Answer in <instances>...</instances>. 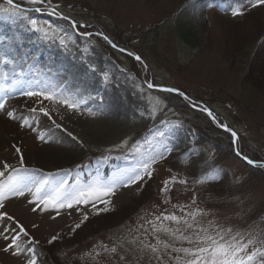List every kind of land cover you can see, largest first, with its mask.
<instances>
[{
    "label": "rangeland",
    "instance_id": "374dc122",
    "mask_svg": "<svg viewBox=\"0 0 264 264\" xmlns=\"http://www.w3.org/2000/svg\"><path fill=\"white\" fill-rule=\"evenodd\" d=\"M17 1L16 4L25 10L32 7L28 0ZM208 3L213 6L207 7ZM52 4L60 5L58 10L64 15L87 25L83 30L93 34L102 32L114 43L115 40L125 43L128 51L142 58V63L136 60L142 70L141 77H136L135 60L126 54L128 51L120 52L92 43L93 37L103 39L100 36L84 38L78 35V30L69 29L76 45L69 43L70 51L66 52L55 44L49 46L37 40L36 34L25 31L26 20L0 14V36L9 38L16 51L24 50L28 59L36 58L39 64L57 67L60 73L70 75L76 83L85 86L88 98L100 100L102 97L101 100L109 101L113 106L115 97L120 95L127 107L115 115L91 109L97 112L92 116L88 114L89 108L83 106L79 111H73L52 101L38 103L35 99L29 101L18 95L19 102L8 107L10 111L16 110L17 119L0 114V171L5 172V177L0 179H5L11 172V168L4 169V163L12 168L21 167L20 154L16 153L13 145L20 147L24 156L23 168L28 171L22 169L21 175L25 179L34 182L47 179L50 185L67 180L70 186L77 182L87 183L95 176L93 173L85 180L79 177L70 181L72 175L68 167L89 158L91 152L111 158L117 156L114 153H122L117 156L119 158L129 157L121 161L125 166L111 171L109 177H112L137 165L140 158L129 149L136 143L143 145L145 139L161 127L160 121H179L183 127L169 135L167 142L173 150L164 160L153 165V176L129 187H118L110 197L111 210L100 212L96 221H92L93 216L98 215L93 213L91 203L59 209V215L55 209L34 212L35 204H29L32 196L26 192L23 197H10L5 201V208L0 211H6L13 219L0 221V233L12 236L19 231V226H23L28 235L21 233V243L25 247H33L32 241H38L47 254L53 251L56 264L57 261L59 264H136L139 253L126 252L118 247L116 254H108L98 246L112 247L119 241L123 249H129V242L134 238L154 243L150 235L151 225L147 222L162 212L186 216L189 211L199 208L208 213L198 217L199 226H207L209 221H213L225 228L251 232L252 235H256L252 229L257 232L264 230V176L239 160L234 154V145L222 136L216 139L206 136L216 146L195 136L192 129L198 123L205 125L204 117L208 118L199 107L175 108L156 92L159 89H149L146 83L151 81L160 88H179L193 96L200 106H207L237 132L249 148L264 156V63L250 68L251 75L258 77L251 79L249 75V82L243 81L257 40L264 34V4H255V0H52ZM0 6H7L6 0H0ZM233 8H239L241 14L233 16ZM28 15L48 21L53 26L68 25V22L47 12H30ZM255 31L259 34L254 39ZM17 36L21 43L16 42ZM230 43L241 47L239 53L233 51ZM86 44L89 52L83 53L81 50ZM81 57L96 65V74L85 75L86 66ZM77 66L84 75L74 73ZM8 70V65L0 64V80L8 82L11 87L15 77ZM33 72L28 68L23 78L33 80V76H37ZM101 72L110 75L111 83L107 86L102 81ZM129 76L135 79H129ZM37 77L44 85L46 79ZM137 84L143 91L135 87ZM150 97L152 102H155V97L163 101L158 105L161 110L155 118L148 114ZM29 107L37 111L31 113ZM41 107L48 111V116L39 111ZM21 117L29 119L30 124L21 127ZM155 119H159L156 126L152 124ZM56 124L60 127L57 128ZM147 128L150 131L144 133ZM41 133L47 142L37 138ZM125 141L127 143H122ZM117 145L122 146L117 148ZM144 148L148 150L147 145ZM190 152L194 154L189 162ZM213 164L225 170L226 187L195 184L197 177L194 174L203 173L201 170ZM49 173L52 175L48 176ZM174 174L178 179H185L187 184L172 186L165 202L160 189L163 182ZM103 206L100 203L96 205L97 208ZM125 207L129 208L128 212ZM85 213L88 219L73 231ZM165 223L169 227L183 228L182 224ZM54 235L58 239L50 245L48 241ZM160 236L170 239L164 234ZM262 239L264 236L258 237L257 246ZM175 244L177 247L189 246L180 241ZM4 246L5 241L0 236V264H24V256L16 257L11 252H4ZM94 246L99 255L94 254ZM35 250L38 251L37 264H42L39 254L44 255V251ZM121 256H125L124 261ZM49 259L52 264V258ZM43 264H47L44 259ZM139 264H148V257H142Z\"/></svg>",
    "mask_w": 264,
    "mask_h": 264
},
{
    "label": "snow or ice",
    "instance_id": "6c2138e0",
    "mask_svg": "<svg viewBox=\"0 0 264 264\" xmlns=\"http://www.w3.org/2000/svg\"><path fill=\"white\" fill-rule=\"evenodd\" d=\"M28 3L32 5V7L25 10L21 8L20 5L14 3V0H6L7 6H0V14H7L11 17H20L26 20L27 25L25 26V31L36 34L37 40L48 43L49 46L55 44L56 47L61 48L66 52L70 51L69 43L76 45V40L69 29H86L87 25L81 24L68 15H64L58 10L60 5H53L52 0H28ZM255 4H264V0H255ZM212 6V3L207 4V7L209 8ZM30 12H47L49 15H54L61 20L68 22V25L67 27L60 25L53 26L48 21L30 18L28 15ZM239 14H241L239 8L232 9L233 16ZM61 33H63V35H61ZM78 35L84 38H90L93 35L100 36L104 41L110 44L112 48L118 49L120 52L128 51L125 48L119 47L102 32H96L93 34L87 30H82L78 32ZM16 42H22L19 36L16 37ZM92 43H95V41H92ZM81 51L83 53L89 52L87 44ZM10 53L12 54L11 56ZM128 55L135 56L137 61L141 63L143 62L139 55H135L130 51H128ZM21 58H23V53H15V50L12 48V41L9 38L0 36V64H4L5 66L9 64L21 66ZM81 59L86 66V76L89 73H97V67L94 63L89 62L84 57H81ZM100 75L105 86L111 83L108 72H101ZM15 76L16 78L11 82V87L0 81V113H4L10 119H17L15 116L16 110H8V101L14 92L18 93L20 97L27 98L29 101L35 99L38 103H41L42 100H48L57 105H63L67 109L73 111H79L81 105L84 103L82 99H76L75 96L69 95L67 90L63 89V86H49L48 82H45L44 86L41 87L40 83L36 80L29 81L24 79L23 72L16 73ZM129 79H135V77L129 76ZM146 83L149 89L160 87L151 81H146ZM135 87L138 90L143 91L139 84L135 85ZM36 88H39V90H35ZM77 91H79V89H77ZM161 91L176 93L178 96L183 97V99L193 108L199 107L202 112L206 113L207 116L213 120V122L217 123L218 127L230 133L234 145L237 143V132L229 128L226 124L219 122L212 110L207 106L196 104L190 96L179 88L161 87ZM149 99L151 108L148 114L155 118L157 112L161 110L158 108V105H162L163 101L159 97L154 98L155 102H152L153 98L150 97ZM28 111L35 113L37 109L29 107ZM39 111L45 116L49 115L48 111L43 107H41ZM87 111L89 115H97V112H94L91 109H88ZM53 123H55V121H53ZM29 124V119L26 117L20 118L21 127L28 126ZM160 125L161 127L157 128L152 132L149 138L145 139L143 145L136 143L129 149L136 153L140 158L135 167L121 170L107 180L102 178L98 168L95 176H93L87 183L77 182L70 186L68 185L67 180L58 182L55 185H50L47 179L39 182L25 179L21 175L22 169L24 172L28 171L23 168L24 156L21 148L13 145L16 153L20 154L19 160L21 167L12 168L11 165L4 163V169L7 170L11 168V172H8L5 179H0V209L5 208V201L10 197H23L27 192L32 196V200L29 201V204H35V207L32 209L34 212L37 210L47 211L49 209H55L57 210L56 214L59 215V209H71L73 208V205H88L89 203L92 204L94 214L110 211V197L114 195L115 190L118 187H129L137 182L143 181L146 177L150 179L154 173L153 165L158 161L164 160L173 150L167 142L168 137L174 130L182 128V123L179 121L167 122L162 120L160 121ZM55 126L57 128L60 127L58 124ZM32 131H36V129L32 128ZM68 135L71 136V133H68ZM37 138L41 141L47 142L45 141L43 133L39 134ZM49 139H51V137H49ZM73 139H75V137H73ZM122 143L127 142L125 141ZM144 145H147V151H145ZM121 146L122 145H117L116 147L119 148ZM192 154H194V152L188 154L189 162ZM237 155H241L239 150H237ZM243 159L249 164L256 163L255 161L248 159L246 155L243 156ZM108 160L109 156L104 155L97 161V163L103 165L106 164ZM51 175V173L48 174V176ZM218 175L219 172L217 170L204 172L194 181V183L203 185L217 179ZM0 177H5L4 171H0ZM177 183L180 185H186L187 181L183 178L178 179V176L174 174L163 182V187L160 191L164 194L165 202L168 200V192L172 186ZM97 203L103 204L104 206L97 208ZM193 204H195V195L193 196ZM173 207L176 206L174 205ZM77 210H79V208H77ZM181 210L183 211V207ZM207 214L208 213L204 212L203 209L199 208L194 211H189L186 216H177L174 213L165 214L162 212L159 216H156L154 220L147 222L151 225L150 235L155 241L154 243L148 240L136 241L134 238L129 242V249H123V244L119 241L112 247L103 244L98 247L108 254H116L118 247L126 252L131 251L139 253L136 257V264H139L140 259L144 256L148 257V264H264V239L260 240V246H257L258 237L264 236V230L257 232V230L252 229V232H256V235H252L251 232H241L233 228H225L222 225L215 224L213 221H209L207 226H199L198 217L201 215L206 216ZM5 218H7V220L13 219L7 215L6 211H0V221ZM87 219V213L83 214L80 223L74 226L73 231L78 229ZM157 221L159 223H157ZM166 221H170L176 225L182 224L183 228L169 227L168 224L165 223ZM33 227H35V225ZM187 230L192 231L189 232ZM7 231L8 230L5 229V232ZM21 233L24 236L28 235L23 226H19V231L12 236L0 233V236H2L5 241V246L2 250L4 252H11V254L16 257L24 256V264H37V253L35 248L25 247L21 243ZM160 234H164L170 239H162ZM57 239L58 236L54 235L48 243L52 244ZM176 241L186 242L189 246L177 247L175 244ZM32 242L33 244H38V241ZM133 245H135V247H133ZM95 249L96 246H94L93 249L94 254L99 255V252ZM120 259L124 261L125 256H121Z\"/></svg>",
    "mask_w": 264,
    "mask_h": 264
},
{
    "label": "trees",
    "instance_id": "16d2710c",
    "mask_svg": "<svg viewBox=\"0 0 264 264\" xmlns=\"http://www.w3.org/2000/svg\"><path fill=\"white\" fill-rule=\"evenodd\" d=\"M14 3H18V1L14 0ZM262 26H263L262 28L264 29V24L263 23H262ZM77 30L78 31H82L83 29H77ZM256 32L257 31H255V34L253 35V38L259 34V33L257 34ZM93 39L96 42V44L100 45L102 48L105 47V46H107L109 48L111 47V45L108 44L103 39L95 38V37H93ZM259 39L260 40H257L258 43H256L257 45H256L255 53L252 55V58L250 59L249 64L247 66V71H246V74L244 76L245 80H243L244 82H249V78H250L249 75H251V72H250L251 66L252 67L258 66L259 67V66L262 65V63H264V60H263L264 59V34ZM242 40L244 42H247L246 39H241L240 41H242ZM115 44H117L121 48L127 49L125 43H122L119 40H115ZM230 44L234 48V50L233 49H231V50L236 51L237 53H239L241 47L239 45H237V44H233V43H230ZM237 48H239V50ZM131 59H133V58H131ZM133 63H135V65H136L134 73H135L136 77L140 78L142 70L140 69V67L138 65L139 62L133 61ZM148 71H149V69H148ZM149 73H146V74L148 75ZM256 77H258V76L257 75H254V76L251 75V79H255ZM156 92L168 104L173 105L175 108H179V107H183V106H191L188 102H183L181 97L178 96L176 93H167V92H162V91H156ZM188 96H190L192 98V100L196 104L200 105V102L198 100H196L193 96H191V95H188ZM215 116H216V118H217V120L219 122L225 123L219 116H217L216 114H215ZM204 118H205L204 122H206L205 125H203L202 123H198L192 129L193 133L195 134V136L197 138H199V137L200 138H204V139L208 140V142H210L211 144L213 143L212 144L213 146H216L217 144L214 141L211 142L209 139H207V137L216 139L217 136H222L223 139L225 138L224 140H226L228 143H230V145H232V138H231V135L228 132H225V131L217 128L216 126H214L210 122V120H208V118H206V117H204ZM158 123H159V119H155L152 122V124L155 125V126ZM148 131H150L149 128L145 129L144 133H147ZM236 147H237V150L240 151L241 155H246L249 159H251L253 161H256V162H264V156L258 154L256 151H254L251 148H249L247 146V144L244 143L243 138H241L239 135H238V138H237ZM114 154L117 155V156L118 155H122V153H118V154L114 153ZM104 155L105 154H103V153L91 152L89 158H86V159H84L82 161H79V162L75 163L74 165H70L68 167V169H69V171H70V173L72 175V180H70V181H73L75 179H80L79 177H81L83 180H85L86 178H88V175H91L93 173L96 174V171H97L98 168L100 170L102 178L106 179L107 176L109 177L111 171H113V170H115V169H117L119 167L125 166V164H123L121 161L127 160L129 158L127 156H125L124 158H119L117 156H114L112 158L109 157V160H108V162L106 164H103V165L98 164L97 161ZM111 155H113V154H111ZM181 155L183 156V153H181ZM249 167H251V166H249ZM251 168L255 169L260 175L264 176V166H262V167L256 166V167H251ZM213 170H217L219 172L218 178L213 180V181L207 182V183L218 185V186H221V187H226V186H224L225 185V181H224L225 179L224 178L226 176V173H225V170L223 168H221L220 166H218L216 164H213V165H210L208 167H205L204 170H201V171L204 173V172H210V171H213ZM201 174L202 173H198V175H201ZM198 175L194 174V176L197 177V178H198ZM125 210H126V212H128L129 208L125 207ZM96 215H98V216H93L92 221H96L97 217L100 216V214H96ZM53 244L54 243H52L50 245H53ZM32 245H33V248L39 249V251H42V250L44 251V247H42V245L39 242H38V244H33V242H32ZM36 252H38V251L36 250ZM54 256L55 255H54L53 251L51 253H49V254H47L44 251V255H40L39 254V259H40L42 264H43V259L46 261L47 264H51L50 263V259H49L51 257L52 258L51 262L53 260L54 264H56V259L54 258ZM53 262H52V264H53ZM57 264H59L58 261H57Z\"/></svg>",
    "mask_w": 264,
    "mask_h": 264
},
{
    "label": "bare ground",
    "instance_id": "6f19581e",
    "mask_svg": "<svg viewBox=\"0 0 264 264\" xmlns=\"http://www.w3.org/2000/svg\"><path fill=\"white\" fill-rule=\"evenodd\" d=\"M14 49V48H13ZM15 50V49H14ZM24 51V50H23ZM23 51H16L15 53H23V58L20 60L21 66H17L15 64L8 65V73L11 75L13 74L16 78V73L23 72V77L26 71L29 68V72L35 73L37 76H42L45 82H48L49 85H55L57 87L63 86V89L67 90L69 95L75 96L76 99H82L84 103L81 105L85 108L99 110L101 112H112L115 115L116 112L126 110V104L124 103V99L122 96L117 95L114 99L113 106L111 103L106 100H99V98H88V91L84 85L78 84L74 81L73 77L70 75L62 74L58 70L59 68H48L47 65L39 64L36 58L28 59L26 53ZM12 54L10 53V56ZM19 70V71H18ZM74 73L78 74L81 73L80 66L75 67ZM83 74V73H81ZM84 75V74H83ZM92 75V74H91ZM94 75V74H93ZM12 76V75H11ZM33 76V80L38 81V77ZM2 79V78H0ZM2 81V80H0ZM39 82V81H38ZM44 82V83H45ZM9 84L8 82H5ZM40 83V82H39ZM41 86H44L40 83ZM9 86V85H8ZM11 86V85H10ZM79 89V91H77ZM19 96L17 93H13L8 101V107H13L19 102ZM1 114V113H0Z\"/></svg>",
    "mask_w": 264,
    "mask_h": 264
},
{
    "label": "water",
    "instance_id": "95a60500",
    "mask_svg": "<svg viewBox=\"0 0 264 264\" xmlns=\"http://www.w3.org/2000/svg\"><path fill=\"white\" fill-rule=\"evenodd\" d=\"M158 89H161V88H158ZM207 115V114H206ZM220 128V127H219ZM222 129V128H221ZM224 130V129H223ZM234 145V144H233ZM234 154L240 158L244 163L250 165V166H256V165H264V163H254V164H249L246 160L243 159V156L242 155H237V150L235 148V145H234Z\"/></svg>",
    "mask_w": 264,
    "mask_h": 264
}]
</instances>
